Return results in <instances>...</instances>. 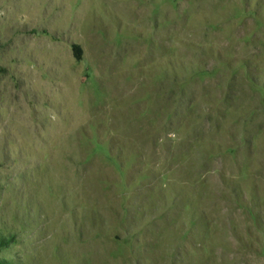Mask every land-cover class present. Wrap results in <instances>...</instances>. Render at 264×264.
<instances>
[{
  "label": "rangeland",
  "instance_id": "rangeland-1",
  "mask_svg": "<svg viewBox=\"0 0 264 264\" xmlns=\"http://www.w3.org/2000/svg\"><path fill=\"white\" fill-rule=\"evenodd\" d=\"M0 264H264V0H0Z\"/></svg>",
  "mask_w": 264,
  "mask_h": 264
},
{
  "label": "trees",
  "instance_id": "trees-1",
  "mask_svg": "<svg viewBox=\"0 0 264 264\" xmlns=\"http://www.w3.org/2000/svg\"><path fill=\"white\" fill-rule=\"evenodd\" d=\"M5 241H0V246L4 245Z\"/></svg>",
  "mask_w": 264,
  "mask_h": 264
}]
</instances>
